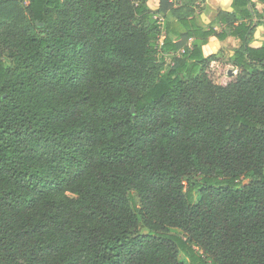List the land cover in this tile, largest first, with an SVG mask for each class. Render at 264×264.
<instances>
[{
	"label": "trees",
	"instance_id": "16d2710c",
	"mask_svg": "<svg viewBox=\"0 0 264 264\" xmlns=\"http://www.w3.org/2000/svg\"><path fill=\"white\" fill-rule=\"evenodd\" d=\"M147 1L0 0V264H264V12Z\"/></svg>",
	"mask_w": 264,
	"mask_h": 264
},
{
	"label": "crops",
	"instance_id": "0c3cea01",
	"mask_svg": "<svg viewBox=\"0 0 264 264\" xmlns=\"http://www.w3.org/2000/svg\"><path fill=\"white\" fill-rule=\"evenodd\" d=\"M174 10L181 9V15L193 13V19L203 31H213L217 34H224L228 32V25L225 22L226 18L219 16L221 13H232V0H169ZM160 0H148L147 6L152 12H157L159 9ZM249 10L264 12V0H252L251 5L247 7ZM155 17L162 18L163 21H170L171 18L157 14ZM174 20V21H173ZM172 22H179L173 19ZM264 22V20H260ZM253 22H255L253 20ZM173 41H178L175 35L170 33ZM264 41V25L257 26L253 32L252 47H259ZM193 39H189V44ZM204 57L211 55H219L222 53L226 57H230L233 52V39L226 37L220 41L215 36L208 37L206 43L201 48Z\"/></svg>",
	"mask_w": 264,
	"mask_h": 264
},
{
	"label": "built area",
	"instance_id": "2783aa9c",
	"mask_svg": "<svg viewBox=\"0 0 264 264\" xmlns=\"http://www.w3.org/2000/svg\"><path fill=\"white\" fill-rule=\"evenodd\" d=\"M157 25H158V29L160 30V34H159V37L157 39V42H156V49L158 51V58H160L162 56V54L160 53V48L162 47L163 45V41H164V38H165V32H164V29H163V19L162 18H157ZM168 58L167 57H164V61H167ZM169 64L172 66V63L171 61H169Z\"/></svg>",
	"mask_w": 264,
	"mask_h": 264
},
{
	"label": "rangeland",
	"instance_id": "374dc122",
	"mask_svg": "<svg viewBox=\"0 0 264 264\" xmlns=\"http://www.w3.org/2000/svg\"><path fill=\"white\" fill-rule=\"evenodd\" d=\"M220 58H228V57L223 55V57H220ZM169 61H170V59H168L167 61H164V66H163L164 68H166L168 65L170 66ZM233 70L234 69H232V67H230V65H229L228 71L225 70L224 72L230 74L231 72H233Z\"/></svg>",
	"mask_w": 264,
	"mask_h": 264
},
{
	"label": "water",
	"instance_id": "95a60500",
	"mask_svg": "<svg viewBox=\"0 0 264 264\" xmlns=\"http://www.w3.org/2000/svg\"><path fill=\"white\" fill-rule=\"evenodd\" d=\"M132 112H133V109H132Z\"/></svg>",
	"mask_w": 264,
	"mask_h": 264
}]
</instances>
